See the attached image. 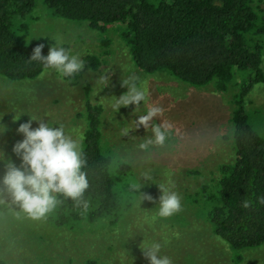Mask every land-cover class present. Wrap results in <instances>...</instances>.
Wrapping results in <instances>:
<instances>
[{"label":"trees","instance_id":"trees-1","mask_svg":"<svg viewBox=\"0 0 264 264\" xmlns=\"http://www.w3.org/2000/svg\"><path fill=\"white\" fill-rule=\"evenodd\" d=\"M39 2L56 18L87 24L102 36L111 29L118 31L136 67L148 74L169 73L197 89L218 82L217 88L223 91L241 78L233 113L221 102L208 108L218 122H231L227 139L235 160L220 167L214 186L204 185L189 197L190 219L196 226L197 220L205 221L208 243L222 245L225 257L230 255L234 264L243 263L245 252L263 247L264 205L257 198L264 196V133L246 110L251 92L264 84V12L254 6V0H0V77L10 82H33L47 71L28 59L40 44L44 45L42 55L47 56L51 42H29L23 36ZM83 60L87 70L96 72L101 67L95 55ZM82 76L83 72L62 79L76 88ZM86 97L82 150L88 163L90 207L82 214L65 201L41 221L71 232H84L86 227L120 229L135 204L130 185L137 183V177L132 165L104 144L102 111L92 104L91 94ZM178 108L177 118L203 119L208 114L192 99ZM187 135L192 133H179ZM245 199L251 202L248 209L242 206ZM85 264L103 263L89 260Z\"/></svg>","mask_w":264,"mask_h":264},{"label":"rangeland","instance_id":"rangeland-1","mask_svg":"<svg viewBox=\"0 0 264 264\" xmlns=\"http://www.w3.org/2000/svg\"><path fill=\"white\" fill-rule=\"evenodd\" d=\"M42 5L39 2L34 18L28 21L29 30L24 38L29 42L45 39L55 44L56 37H61L62 46L72 54H78L82 59L95 55L100 58L101 67L96 72L85 69L82 84L76 88L69 86L52 70H47L33 82L16 83L0 77V129L7 128V132L0 135V150L5 153V159L10 158L20 165L21 160L13 153V147L23 139L17 130L20 124L30 119L28 115L45 119V122L49 120L53 126L63 123L68 129H78L82 147L87 128L84 119L86 96L89 93L92 104L102 111L104 144L132 165L137 183H145L142 181L145 172L153 177L140 192L152 196L156 203L144 201L141 204L140 192L135 191V204L120 229L93 227L91 230L86 227L84 232L53 229L42 221H33L23 213H17L19 208L16 206L12 209L0 205V262L85 264L94 260L103 264H149L140 248L146 238L160 241L164 245L163 254L171 257L173 264H234L230 255L225 257L222 245L218 248L208 243L204 220H197V226L192 223L193 205L189 197L196 195L204 185L214 186L220 176V167L235 160L227 139L231 136V122H218L208 108L221 102L233 113L241 78H236L223 91L217 88L218 82L197 89L178 82L169 73L148 74L136 67L118 31L111 29L107 36H102L87 24L56 18L50 10H43ZM254 6L264 12V0H254ZM103 39H106L105 43ZM133 73L148 89L149 104L144 105L142 101L135 115V105L122 107L116 112L111 107L115 103L113 97L119 98L128 91L122 81ZM104 76L108 81H101ZM191 99L205 107L204 111L208 113L205 118H177L178 104ZM151 106L164 109L163 115L155 118L152 124L171 125V135L165 147L155 146L149 155L137 146L141 139L152 135L151 125L148 130L141 126L128 136L123 132L125 128H135L130 123L138 120V115L146 114ZM246 110L264 133V84L251 92ZM16 114L25 116L14 122ZM38 126L33 122L34 129ZM179 133H192V136L184 138ZM5 171V164L0 162V177ZM157 184H164L179 193L182 197L179 213L166 219H153L162 195ZM243 255L245 259L241 264H264V246Z\"/></svg>","mask_w":264,"mask_h":264},{"label":"clouds","instance_id":"clouds-1","mask_svg":"<svg viewBox=\"0 0 264 264\" xmlns=\"http://www.w3.org/2000/svg\"><path fill=\"white\" fill-rule=\"evenodd\" d=\"M61 37H56V43L52 44L47 56L42 55L43 44L35 47L28 63L38 62L45 70H52L61 78H74L85 70V62L78 54H72L70 50L62 46ZM101 81H108L106 76ZM122 84L128 91L114 98L111 105L114 111L119 112L122 107L135 105V115L143 101L148 105L150 97L148 89L143 87L139 78L133 73L123 79ZM108 85V84H107ZM106 85V86H107ZM164 109L158 106L148 107L146 114L138 115V120H133L135 128H125L123 135L139 130L141 126L145 130L151 125L152 135L141 139L138 149L146 154H151L155 146L165 147L170 138L171 125L152 124L155 118L162 116ZM25 115H15L14 122H19ZM30 119L20 124L18 134L23 139L13 147V153L21 160L19 166L12 159H5V153L0 150V162L5 164V174L0 177V205H6L13 209L19 208L17 213H23L33 221H41L52 213L65 201H71L74 206L86 213L91 201L86 194L90 189L88 163L80 144L78 129H68L59 123L53 126L52 122L37 116L28 115ZM33 122L39 124L35 129ZM7 132L3 126L0 135ZM127 162V161H126ZM153 177L145 172L142 181L150 182ZM145 183H133L130 191L140 192ZM162 195L156 207V216L153 218H170L182 210V197L176 191L164 184H157ZM144 201L156 203L152 196L140 192ZM257 203L264 205V196L257 198ZM245 209L251 206V202L245 199L242 203ZM164 245L155 239L144 238L140 245L141 251L149 264H173L168 255L163 254Z\"/></svg>","mask_w":264,"mask_h":264}]
</instances>
